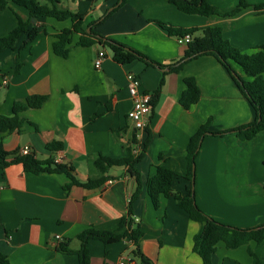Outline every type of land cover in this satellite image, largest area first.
Returning a JSON list of instances; mask_svg holds the SVG:
<instances>
[{
	"label": "crops",
	"instance_id": "obj_1",
	"mask_svg": "<svg viewBox=\"0 0 264 264\" xmlns=\"http://www.w3.org/2000/svg\"><path fill=\"white\" fill-rule=\"evenodd\" d=\"M59 1L72 13L84 15L81 27L89 32V25L110 13L92 31L163 66L183 59L186 46L159 23L187 29L219 27L223 38L245 54L264 48V12L255 8L264 0H244L248 6L233 16L208 17L183 14L169 0ZM207 1L227 13L241 0ZM14 9L22 18L28 17L24 8ZM35 23L40 33L33 42L23 46L22 35L13 49L0 52V116H11L13 103L29 97L45 96L46 101L19 114L24 120L20 132L0 134V148L13 152L27 146L39 160L62 156L61 164L70 168L75 180L85 183L97 177L94 162L100 155L120 161L146 143L135 165L141 191L131 207L133 221L142 232L137 247L129 237L108 245L90 240V264H117L122 258L126 264H141L133 254L136 248L151 264H202L192 250L198 224L171 197H160L154 208L146 185L156 167L164 166L176 174L173 189L185 194L192 185L185 148L197 130L208 120L210 133L227 132L254 120L252 107L229 73L213 56L189 60L176 73L139 60L118 64L105 46H76L79 34L71 36L69 54L61 58L53 53L52 42L56 34L71 28V22L40 18ZM16 24L10 10L0 11V38ZM101 50L105 57L97 69L93 63ZM17 55L21 67L15 74ZM232 66L244 78L240 68ZM129 75L139 79L141 92L158 91L142 133L127 119L132 104ZM185 78H193L199 89L198 102L187 109L180 103ZM51 143H60L61 149L49 150ZM105 176L99 187L65 190L69 179L63 173L35 175L20 165L0 170V253L10 264H79L76 254L58 252L56 245L70 241L76 251V237L87 228L125 231H118L119 223L127 214L135 181L125 165L109 167ZM193 190L197 206L216 221L240 229L264 225V131L247 141L234 134L203 137L194 163ZM257 260L264 264V240L235 249L219 243L212 256L213 264H257Z\"/></svg>",
	"mask_w": 264,
	"mask_h": 264
},
{
	"label": "trees",
	"instance_id": "obj_2",
	"mask_svg": "<svg viewBox=\"0 0 264 264\" xmlns=\"http://www.w3.org/2000/svg\"><path fill=\"white\" fill-rule=\"evenodd\" d=\"M124 3V0H122ZM179 12L186 15L199 16H233L240 9L247 7V3L241 0L239 4L232 11L221 13L218 8L209 4L207 0H169ZM14 6L22 7L28 12V17L22 18L17 14ZM264 12V5L255 6ZM5 9L10 10L16 18L17 24L13 30L7 35L0 38V52L7 49H13L20 36L25 35L23 46L29 45L39 35V29L36 23L32 24L31 19L38 20L40 18H53L57 21L71 22V28L63 29L60 33L54 36L55 40L52 42L53 53L61 58H66L69 54V44L71 43V36L79 34L80 38L76 46H90L98 43L110 49L114 62L118 64H127L134 60L143 61L146 65H155L159 68H165L170 73H176L181 70L183 65L189 60L201 56H213L229 73L242 96L248 101L254 111V120L246 125L240 126L236 129L220 132L210 133L208 131L209 120L203 124L197 132L189 139L185 148V160L187 164V176L191 180L192 167L195 163V158L198 154L200 143L206 135L221 137L225 134H234L241 141H247L254 138L258 133L264 131V48H259L257 51L245 54L233 47L228 40L223 38L221 29L219 27H205L202 29L196 28H179L170 25L159 23L160 27L167 31L170 36L181 38L185 35L192 37L191 41L186 44V50L183 59L174 64L159 65L148 60L142 54L127 49L126 47L101 37L92 31V26L102 22L110 13L103 16L102 20L95 22L90 27V32L87 33L82 29V22L84 15L72 13L67 8L60 5L59 0H0V11ZM199 33L198 36L196 34ZM233 64L237 65L243 77L236 74L233 69ZM21 67V61L17 55L15 58L14 73L17 74ZM185 90L183 91L180 103L184 108H189L199 100V89L193 78H185L183 80ZM158 97V91L152 95L151 106L153 107ZM46 101L45 96L29 97L23 102H14L11 108V116H0V134L17 132L19 133L24 120L20 118L19 114L27 109H37ZM146 143H144L142 150L138 154L128 153L127 157L120 161L111 160L105 156L100 155L94 162L97 169V177L89 179L85 183L78 182L71 175L70 168L55 163L54 158L47 160L36 159L33 153L21 155L19 150L13 152H6L0 148V170H3L11 165H20L25 172L31 174L41 173H63L68 179L69 183L65 185V190L71 186H80L86 189L99 187L107 177L105 174L109 167L113 165L127 166L128 173L134 179L136 189L131 195L128 211L119 223V229H124L122 233L118 232H104L93 228H87L79 233L76 239L79 241V248L73 251L70 248V241L59 242L56 245V250L65 254H76L78 256L79 264H90V256L87 249V243L90 240H98L103 244L108 245L115 243L124 237H129L133 244L137 247V241L142 236V232L138 225H135L132 218L131 207L135 199L141 191V180L135 165L142 159ZM51 151L60 150V143H51L47 145ZM176 174L172 170L164 166H157L155 174L147 181V194L151 200L154 208L158 207L159 198H173L177 208L186 213L189 220L198 224V232L194 235L192 250L196 253L202 261V264H213L212 256L216 251L217 245L223 243L227 248L235 249L242 246L249 241L256 244L264 240V225L252 229H240L233 227L208 216L196 204L194 197V190L192 194V185L185 194L173 189V182ZM133 254L137 256L141 264H151L145 257H143L136 248ZM0 264H10L7 258L0 253ZM257 264L261 261L257 260Z\"/></svg>",
	"mask_w": 264,
	"mask_h": 264
},
{
	"label": "built area",
	"instance_id": "obj_3",
	"mask_svg": "<svg viewBox=\"0 0 264 264\" xmlns=\"http://www.w3.org/2000/svg\"><path fill=\"white\" fill-rule=\"evenodd\" d=\"M192 37L190 35H185L181 38H177V42L182 45H186L191 41ZM105 57V53L101 50L97 53V57L94 60V67L99 68L101 61ZM3 84H7L6 78L3 79ZM140 81L134 75L128 76V83H127V91L131 98V108L127 113V119L130 121L132 128L138 132L142 133L146 130L149 121H150V113H151V101L152 95L148 93L141 92L139 90ZM142 150L141 145H137L134 150V154H138ZM21 155H27L31 152L29 147H23L19 149ZM55 163L62 162V156H55L54 157ZM56 240H59V236L55 237ZM127 259L122 258L117 264H126Z\"/></svg>",
	"mask_w": 264,
	"mask_h": 264
},
{
	"label": "water",
	"instance_id": "obj_4",
	"mask_svg": "<svg viewBox=\"0 0 264 264\" xmlns=\"http://www.w3.org/2000/svg\"><path fill=\"white\" fill-rule=\"evenodd\" d=\"M112 9H113V8H110V9L108 10V12H110ZM30 22H31L32 24H34V23H35V19H31ZM87 32L89 33V29H87ZM192 174H193V175H192V178H191V182H192V189H191V191H192V194H193L194 165H193V167H192Z\"/></svg>",
	"mask_w": 264,
	"mask_h": 264
},
{
	"label": "rangeland",
	"instance_id": "obj_5",
	"mask_svg": "<svg viewBox=\"0 0 264 264\" xmlns=\"http://www.w3.org/2000/svg\"><path fill=\"white\" fill-rule=\"evenodd\" d=\"M194 177V176H193Z\"/></svg>",
	"mask_w": 264,
	"mask_h": 264
}]
</instances>
